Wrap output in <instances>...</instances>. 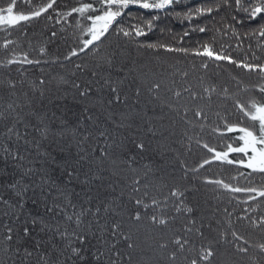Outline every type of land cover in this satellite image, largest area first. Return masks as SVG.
I'll list each match as a JSON object with an SVG mask.
<instances>
[{"label": "trees", "instance_id": "1", "mask_svg": "<svg viewBox=\"0 0 264 264\" xmlns=\"http://www.w3.org/2000/svg\"><path fill=\"white\" fill-rule=\"evenodd\" d=\"M105 8L0 24V264H264V172L228 131H255L244 111L264 104V0L129 4L86 46Z\"/></svg>", "mask_w": 264, "mask_h": 264}, {"label": "snow or ice", "instance_id": "2", "mask_svg": "<svg viewBox=\"0 0 264 264\" xmlns=\"http://www.w3.org/2000/svg\"><path fill=\"white\" fill-rule=\"evenodd\" d=\"M21 2H24V0H21ZM238 2H239V0H237V3ZM15 3H16V0H11V2L9 3V6L6 9H0V24L16 25L21 21L29 20L33 16H39L42 11H47L48 8H52L53 4L55 3V0H51V3L47 4L46 8L36 10L35 12H33L31 14V16L25 15L23 13L14 14ZM103 3L106 5V8H105L103 15H97L95 17H91V16L87 17L88 19H93L94 24L92 27H90L88 29V32L90 33L91 39L88 41H85L86 46L88 44H91L94 41H98L100 39V37L102 35H104V33L107 31L110 24L113 21H115L117 16H119L121 14V9L128 7L129 4H136L139 7L144 8V9H162V8H165L169 5H171L173 3V0H160L159 3H157L156 0H153L152 3L145 2V0H103ZM113 5L116 6L115 11L112 10ZM73 11L78 12L81 15H83L85 12L95 11V9L93 8V5L91 3H89V4L83 5L80 8L74 9ZM209 11H211V10H209ZM261 11H262V9L260 7H257L254 10L253 14H255L256 12H261ZM95 21H102L103 22L99 26V30H97ZM200 31H204V29L201 28ZM136 34L141 35L143 33L138 30L136 32ZM124 35L128 36V35H130V33L124 32ZM152 46L154 47V45H152ZM169 50L171 51L172 49H169ZM72 54L75 55L76 53L73 52ZM196 55H204V56L209 57L210 59H216V60L227 59L230 62L235 63V61H232L230 57H225V56H222L220 54L215 53L213 51V49L207 45H205L203 47L202 52L198 51L196 53ZM29 63H31V61H29ZM244 66L248 67L250 71L253 70L251 66H248V65H244ZM259 71L264 72V67H260ZM155 87L159 88L160 86L157 84V85H155ZM113 91H115V89ZM261 91L264 92V88H262ZM177 95H179V94H177ZM252 108H254L256 110L254 113H249L247 111H244L243 108H241V111H244V114L246 116H250L251 120L258 121V124L252 125V128L255 131H250L248 128H236L234 126L228 127L229 132L238 131L240 133H243V135H241L239 137V139L243 141V146H238L235 148H232L231 146H229V151L243 153L245 156H247L248 152L250 151L252 153V155L249 157L248 162L245 166L250 168L252 171L264 172V106L258 107L256 104H253ZM138 147L143 149L142 144L138 145ZM205 147L207 148L208 146L205 145ZM208 150L210 152L214 151L211 148H208ZM215 157L217 159H220V160H226L230 164L235 162L233 160H228V158H227L228 153L227 152H224V153L216 152ZM238 162L240 164H244L243 160H240ZM205 163H208V161H205ZM201 166H203V165H201ZM216 183L219 184L221 182L216 181ZM223 187L228 188V185L224 184ZM232 190L237 191V192L242 191V190L243 191H251V192L256 191V189H240V188H235ZM172 195L173 196H179V195H182V193H178L177 191H173ZM259 195L264 196V191H260ZM140 203H141V201L138 200L137 204H140ZM134 218L136 220H140L141 219L140 214L137 213ZM69 219H70V217H69ZM152 219L155 222L156 217H152ZM33 223H34V221H33ZM159 223L165 224L166 222L163 219H161L159 221ZM77 224H79V220H77ZM113 227H114V229H116L119 226L114 225ZM24 233H25V235H28L29 230L27 228H25ZM125 238L127 239V237H125ZM8 239H11L10 235L8 236ZM78 239H80L81 242L83 243V240H84L83 237H78ZM176 243L180 244V241L176 240ZM161 246L163 247L164 245H161ZM129 247H131V245H129ZM181 247H183V245H181ZM261 247H262V249H264V245H262ZM239 250L240 251H246L245 248H240ZM73 252L78 254L77 249H73ZM211 255H212V252L207 251L206 254L202 258L208 259V257H210ZM192 264H197L196 260H193Z\"/></svg>", "mask_w": 264, "mask_h": 264}, {"label": "rangeland", "instance_id": "3", "mask_svg": "<svg viewBox=\"0 0 264 264\" xmlns=\"http://www.w3.org/2000/svg\"><path fill=\"white\" fill-rule=\"evenodd\" d=\"M96 23H99L100 25L103 23L102 21H96ZM259 106H264V104H262V105H258V107ZM256 110H254V112H255ZM241 135H243V133H240V135L239 136H241ZM240 146H243V141L241 140V144H240ZM252 155V153L249 151L248 152V155L246 156V161H245V163L247 164V162H248V159H249V157Z\"/></svg>", "mask_w": 264, "mask_h": 264}, {"label": "water", "instance_id": "4", "mask_svg": "<svg viewBox=\"0 0 264 264\" xmlns=\"http://www.w3.org/2000/svg\"><path fill=\"white\" fill-rule=\"evenodd\" d=\"M116 20V19H115ZM114 22V21H113ZM113 22L110 24V26L108 27V29H107V31L104 33V35L109 31V29H110V27L112 26V24H113ZM104 35H102V36H104ZM96 41H94V42H92L91 44H93V43H95ZM90 44V45H91Z\"/></svg>", "mask_w": 264, "mask_h": 264}]
</instances>
